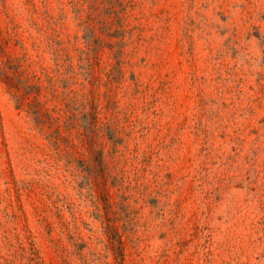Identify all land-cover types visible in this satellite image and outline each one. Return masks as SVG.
I'll use <instances>...</instances> for the list:
<instances>
[{"label":"rangeland","instance_id":"374dc122","mask_svg":"<svg viewBox=\"0 0 264 264\" xmlns=\"http://www.w3.org/2000/svg\"><path fill=\"white\" fill-rule=\"evenodd\" d=\"M0 264H264V0H0Z\"/></svg>","mask_w":264,"mask_h":264}]
</instances>
